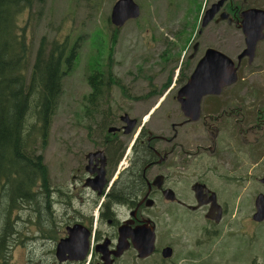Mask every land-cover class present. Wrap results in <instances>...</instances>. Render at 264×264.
Instances as JSON below:
<instances>
[{
	"label": "flooded vegetation",
	"instance_id": "af4514ba",
	"mask_svg": "<svg viewBox=\"0 0 264 264\" xmlns=\"http://www.w3.org/2000/svg\"><path fill=\"white\" fill-rule=\"evenodd\" d=\"M238 1L221 9L229 13ZM240 1L247 8L256 0ZM198 60L180 64L174 79L120 77L115 62L86 76L84 126L67 128L64 174L50 182L47 206L33 211L30 234L13 224L11 239L31 246L26 264H238L234 254L258 241L264 219L251 216L264 194V94L254 97L255 110L247 106L243 58L237 79L202 95L200 117L190 120L180 91ZM102 170L99 189L87 184ZM247 180L259 186L249 215L230 191L246 189ZM64 239L75 246L59 260Z\"/></svg>",
	"mask_w": 264,
	"mask_h": 264
},
{
	"label": "rangeland",
	"instance_id": "374dc122",
	"mask_svg": "<svg viewBox=\"0 0 264 264\" xmlns=\"http://www.w3.org/2000/svg\"><path fill=\"white\" fill-rule=\"evenodd\" d=\"M134 1L140 7V15L126 21L118 28L116 43L113 45V56L107 59V62H115L121 72L120 77H132L128 74L132 73L136 78H144L161 72L162 75L157 78L168 77L170 74L172 79L179 78L184 72L177 71L181 62L182 69L189 65L192 67L208 47L222 51L234 61L245 47L241 30L233 23L227 24L225 21L210 22L202 29L200 36H197L205 8L216 0ZM114 2L115 0H44L42 3L34 2L31 7L22 9L18 16L20 26L25 28L32 51L37 48L39 39L43 36L46 37L47 44L52 40L63 41L65 37H69L68 39L72 41L81 36L78 39L73 70L62 80L61 93L52 113L45 144L39 145V135L31 133L29 136L30 140L38 143L37 151L42 155L43 164L47 167L48 187L50 182L54 183V175L57 171L60 170L61 175L64 174L63 152L66 147L64 142L67 128L84 126L81 105L83 95L86 93V76L94 72L89 63L98 52L105 51L109 46L110 36L116 28L109 19V12ZM244 5L264 8V0H256ZM189 31L192 33L187 37ZM196 42L198 45L194 51L193 46ZM256 44L253 62L247 64L245 60L239 68V77L244 79L243 83L246 82V95L250 101L247 106H251L252 110L256 109L254 105L258 107L254 97L264 94V38ZM246 185V189L236 188L230 191L232 200L233 193L239 195L243 214L249 215L254 209V206L252 209L253 203L251 204L253 193L259 186L256 180L251 184L247 180ZM48 191L49 188L47 197ZM37 201L40 206L27 205L23 208L20 203L18 211L12 213L14 219L24 218L21 220L24 222L19 221L18 224L25 234H30L29 230L34 227L32 220L35 208L45 207L42 195ZM245 201L249 204L244 205ZM262 223L258 228L259 239L256 243L252 242V246L242 245L245 250L239 254H234L233 248L230 249V255H235L238 264H255L256 260V264H264V221ZM0 227L7 234L4 240L6 247L0 252L9 253L10 257L0 260V264H26L25 262L32 257L29 251L31 246L21 244L20 237L17 241L12 240L14 229L10 237L9 227L5 224ZM245 229L247 236H254L251 226L247 225Z\"/></svg>",
	"mask_w": 264,
	"mask_h": 264
},
{
	"label": "trees",
	"instance_id": "16d2710c",
	"mask_svg": "<svg viewBox=\"0 0 264 264\" xmlns=\"http://www.w3.org/2000/svg\"><path fill=\"white\" fill-rule=\"evenodd\" d=\"M34 2L44 0H0V226L7 225L10 236L13 224L22 220L12 217L20 203L23 208L40 206L37 200L42 195L47 205V167L37 151L38 143L29 136L35 133L40 136L39 145L45 144L62 80L73 70L81 38L70 41L65 37L47 44L43 36L32 51L18 16ZM240 3L228 6L236 20L244 8ZM117 31L113 29L105 51L91 60V69L106 67L107 59L113 56ZM90 78L94 80L96 76ZM6 236L0 227V251L6 247ZM7 254L0 252V260H6Z\"/></svg>",
	"mask_w": 264,
	"mask_h": 264
},
{
	"label": "water",
	"instance_id": "95a60500",
	"mask_svg": "<svg viewBox=\"0 0 264 264\" xmlns=\"http://www.w3.org/2000/svg\"><path fill=\"white\" fill-rule=\"evenodd\" d=\"M225 1L217 0L205 8L200 20V29L206 27L211 21L234 23L235 19L224 8L221 9ZM139 10L140 7L134 0H115L109 12L110 22L116 28H120L126 21L137 18L140 15ZM236 23L244 36L245 43V47L236 56V61L218 49L206 48L192 70L187 83L180 91V94L184 96L181 101L183 113L190 120H197L200 117L199 107L202 95L219 94L223 86L232 84L237 79V68L242 59L246 58V62L251 64L255 58L256 43L264 38V8H243ZM197 45L196 42L193 46L194 51ZM103 179L102 170L93 179V182H87V184L99 189L104 183ZM251 217L258 222L264 219V194L260 193L255 198V212ZM69 245L75 246L73 242L66 239L58 243L56 254L59 260L66 259L67 256L61 257V253Z\"/></svg>",
	"mask_w": 264,
	"mask_h": 264
}]
</instances>
